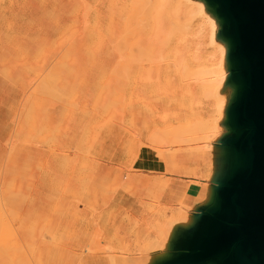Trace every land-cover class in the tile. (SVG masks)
<instances>
[{
    "label": "rangeland",
    "instance_id": "obj_1",
    "mask_svg": "<svg viewBox=\"0 0 264 264\" xmlns=\"http://www.w3.org/2000/svg\"><path fill=\"white\" fill-rule=\"evenodd\" d=\"M158 3L0 0V264H148L171 229L193 231L232 134L172 144L184 117L210 118L195 79L220 59L207 32L195 36V6L156 16ZM195 46L186 81L176 56Z\"/></svg>",
    "mask_w": 264,
    "mask_h": 264
},
{
    "label": "water",
    "instance_id": "obj_2",
    "mask_svg": "<svg viewBox=\"0 0 264 264\" xmlns=\"http://www.w3.org/2000/svg\"><path fill=\"white\" fill-rule=\"evenodd\" d=\"M216 2L228 18L243 83L234 104L239 132L221 146L234 144L239 162L220 182V213L209 235L198 243L194 264H264V0Z\"/></svg>",
    "mask_w": 264,
    "mask_h": 264
},
{
    "label": "bare ground",
    "instance_id": "obj_3",
    "mask_svg": "<svg viewBox=\"0 0 264 264\" xmlns=\"http://www.w3.org/2000/svg\"><path fill=\"white\" fill-rule=\"evenodd\" d=\"M158 2L159 3L156 4V6L151 11V14H154L156 16H159V14L163 13L164 11H166V9H169L172 6L175 7L174 13L178 15L182 10V6H181L182 2H186L189 5L191 4L195 6L198 9V13H200L202 18L204 19L199 25L197 32L195 33V36L203 35L200 36L203 39V37H205L204 34L207 32L206 35L210 38V40L217 43L218 46L217 55L218 58L220 59V67L218 69H214V70L203 69L201 71H197L201 73L198 74L199 75L198 76L196 74L197 72H192L191 70H188L190 67L187 68L188 66L186 64H188L187 63L188 59H190L191 64L199 65V61L201 60L199 49L201 46L200 47L195 46L193 49H189L188 51H186L185 53H187L186 54L187 56L185 55L184 52L183 54L179 55L180 58H178V55L176 56L178 61L180 60L179 63L181 65L179 64V68H182V70L179 68L178 69L179 71L181 70L180 73L184 71L185 74V75L181 74V76L186 77V73H185L186 70L189 76L193 77V74L197 75V76L195 75L196 79L195 78L194 79L195 80L199 79L198 85H200L202 89L203 97L211 101V108H210L211 115L210 118H208L207 120L205 119L202 121L199 120L200 122H196V124L195 122L192 124L186 122L183 125H179L180 127L177 126L178 128L174 127V130L171 129L172 131L170 134L173 135L172 144L182 145L184 144L185 141H187L186 137H188L192 142L195 141L209 142L213 137H216V135H218V133L222 131L223 128L226 126L228 127L229 133L239 132V125L235 114L234 104L242 92L243 83L237 74L238 73L236 67L237 59L235 58L234 55L235 39L227 31L228 18L226 14L221 12L219 8V4L216 2V0H181V2H178L177 0H158ZM147 21L152 23L149 20V18ZM190 23L191 22L186 23L185 26L190 25ZM163 27L164 25H161V21H160L157 25V30H158L157 33H159L163 29ZM174 34H175V30L172 31L170 34H167L166 36L167 39L166 38L164 39V41L166 40L165 42L167 43L163 42L165 43L164 45L168 44L169 38H172ZM142 46L144 45L141 44L140 48ZM126 48L128 49V47ZM135 51L140 52L142 50L140 51L135 50ZM136 52L134 53L137 54ZM183 55H185L186 58L185 56L183 57ZM134 56L135 55H132L133 58ZM133 58H127V60ZM162 58L160 57V59H158L159 62L163 61ZM176 58L174 59L173 57L171 59L172 62H174L175 67H178L177 66L178 61ZM167 59L168 58L166 57V60ZM175 61H177L176 64ZM182 66L187 69H183ZM188 77L186 78L183 77V78L184 80L187 81V79H189ZM156 133L159 134L156 136L155 135ZM156 133L154 132L152 134L153 136L151 135L149 137L150 141H156L157 137L160 138L161 136L160 130H158V132L156 131ZM153 137H155V139ZM207 148H209V145H207L206 149ZM202 149L203 151L205 150V148ZM218 156L220 158L219 163L221 165V170L222 169L224 170L223 168L224 163L229 164L227 176L230 177V175L233 173L234 168L239 162V151L237 147L234 144L228 143ZM221 185L223 184L219 182L213 191L212 197H210L206 205L203 206L204 211L203 210L202 211L205 214H203L202 217L193 221L194 229L190 233L189 237L186 235H178L176 232L172 231L171 229L169 232H167V236L164 237L163 239L164 246L162 248L163 249L162 255L157 256L155 260L150 259L148 261V264H194L195 263V254H196L195 249L198 246V243L203 238L207 237L211 232V230L214 228L215 217L220 213V203L221 201H223ZM1 249H3V251L9 252L12 249V246H2ZM10 257L12 258V262L15 264L19 262H24L22 261L23 257L22 259L14 256H10Z\"/></svg>",
    "mask_w": 264,
    "mask_h": 264
},
{
    "label": "crops",
    "instance_id": "obj_4",
    "mask_svg": "<svg viewBox=\"0 0 264 264\" xmlns=\"http://www.w3.org/2000/svg\"><path fill=\"white\" fill-rule=\"evenodd\" d=\"M184 120L185 122H193L191 121L190 117H184ZM223 151V150H221ZM221 153V152H220ZM196 165L195 167V170L200 166L198 162H196L195 160L193 161ZM220 163H216V166L214 167V170H213V173H212V176L210 178V186H213V185H216L217 183L221 182L223 179L225 180L226 176H227V171H228V163H224L223 165V168L224 170L222 169L221 170V165H219ZM221 175H220V174ZM186 181V180H185ZM182 188H185L187 189V193L188 194H192V192L190 191V189L192 188L191 187V184L187 185L185 183L182 184ZM203 214H205L200 208L199 209H194L189 215H190V219L191 220H195V217H202ZM194 225V223H193Z\"/></svg>",
    "mask_w": 264,
    "mask_h": 264
}]
</instances>
